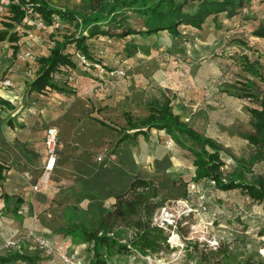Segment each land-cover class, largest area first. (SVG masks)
<instances>
[{"label":"rangeland","instance_id":"374dc122","mask_svg":"<svg viewBox=\"0 0 264 264\" xmlns=\"http://www.w3.org/2000/svg\"><path fill=\"white\" fill-rule=\"evenodd\" d=\"M47 1L58 9L90 11L89 0L81 2ZM239 10L231 17H226L225 12H221L216 19L211 16L201 29L181 25L182 35L178 38L161 31L158 33L156 44L151 43L148 38L136 37L140 41L139 48L134 47L132 41H128L125 47L123 40L133 37L131 34L114 36L122 29L113 26L110 28L113 33L110 36L98 34L87 38L89 51L94 57V59H89L91 65L88 66L92 74L90 76L78 74L74 81L75 87H69L72 90L68 93L57 92L48 97L47 95L28 94L23 89L16 91L18 96L13 97L12 105L17 111L15 117L22 113L20 116L22 119L18 120L19 126L14 132L5 126L7 134L10 135L12 132L16 135L25 127L29 129L27 130L31 136L33 135V139L37 137L41 140L46 127L54 125L58 128L61 137L68 138L69 149L64 159L65 162L63 161L61 173L47 175L43 169V160L46 155L42 148V153L36 160L38 167L34 176L38 172L43 173L42 178H45V182L41 184L40 190L43 188L44 191H39V193L45 196V202L53 200L54 204L51 203L44 210L30 209V214H25L24 218H20L21 221L24 219L23 224L27 225L25 238L19 237L17 227L8 226V229H4L5 223L2 222L1 232L3 236H7L4 242L8 239H17L20 244L19 249L34 250L39 247L28 233L30 228L44 234L48 225L55 230L63 231L71 222H79L82 218H86L88 222L94 220L93 210L88 209L87 201L78 202L79 193L85 194L90 187L86 182L77 180L78 173L74 167L73 157L88 148L94 160L98 161L99 155L105 158L112 139L115 138L114 133L95 122L90 114L100 116L117 125H126L124 112L131 113L136 118L143 116L147 113L145 101L156 93L155 89H141L145 84L144 79H149L150 76L155 75L157 82L166 78L177 89L183 87L182 91H185L187 96L179 97L178 106L188 111L204 102V93L207 92V90L204 92V83L206 87L209 85L213 88L218 84L223 97L214 109L217 118L207 127L209 133L218 135L224 147L223 172L225 175L231 174L239 159H244L249 163L251 157L257 154L260 158L252 164L254 173L244 171L245 177L255 179L258 174H264V155L259 152L258 147L242 136L243 133L252 131L251 114L246 109V104L252 102V99L234 95L232 98L222 89L229 87V92L233 90L237 92L232 87L236 84L235 80L250 78L256 82L255 92L259 96L264 92V82L245 69L246 62H255V64L258 62V66H264V37L253 34V31L264 23V0H251ZM129 16V24L135 28L141 26L142 19L138 14L131 11ZM4 18L7 16H0V30L10 31L9 27H5ZM77 33L78 29L74 22L63 21L59 28L45 31L42 35L44 40L40 39L41 45H37L33 37L30 38L34 44L32 46L26 44L27 46L23 47H31L36 54V59L32 62L27 61V63L16 62L19 66V73L21 72L18 81L28 83L31 80V74L26 73L28 74L26 75L22 67H36L37 58L41 55L43 48L50 50L57 40L73 37ZM3 43L0 42V62L7 55V49ZM165 44L164 48H160ZM68 46L73 45L68 43ZM71 50H74L73 47ZM95 58L106 63L105 66L99 63L100 66H104V70L95 65ZM11 61L8 59V62ZM24 63L26 64L23 65ZM121 69L125 75H128V77L125 76L126 80L109 79L105 84L107 80L104 76H107V73L113 76L117 73L112 75L111 71L116 72L115 70ZM5 74V70L0 71L1 86L2 81L8 78ZM154 84L156 83H153V87ZM0 88L1 92L2 87ZM97 106L100 108L97 109ZM198 122L201 123V121ZM212 124H214L213 128ZM153 130H150V136L147 139L142 136L143 134L138 137L137 144L132 147L135 158L147 169H153L154 157L152 156L158 153L156 150L164 148L168 151L173 158L170 173L174 177H185L191 186H189L188 200L182 198L166 200L164 206L173 218L182 213L187 216L181 220L178 232L173 231L170 235L169 247L148 255H142L139 252L119 255L115 258V264H223V252L229 256V264H240L248 257L264 261V200H253L240 188L219 190L193 182L190 178L195 169L194 154L175 141L173 145L167 146L165 137H158ZM17 139L21 141L19 135ZM60 144V148H63L64 143L60 142ZM148 156H150L149 159ZM117 157L118 155L115 154L112 159L117 160ZM15 162H9L15 171L8 173V176L13 182L15 181L17 190L12 187L10 191L23 193L26 191L25 185L28 184L23 171L30 169L20 168L18 166L20 163ZM30 174L32 178V172ZM2 191L6 192L4 188ZM51 197L53 198L50 199ZM0 199H3L2 196ZM38 201L40 202L36 200L34 205L40 207ZM157 213L161 216V212L157 211ZM8 215L11 216V214H5V217ZM60 248L61 250L56 255L63 263L68 264L62 255L72 254L69 251H63L62 247L58 249ZM69 249L70 246L67 247V250ZM89 251L87 247L84 255L76 257L74 259L76 264H89L92 254Z\"/></svg>","mask_w":264,"mask_h":264},{"label":"trees","instance_id":"16d2710c","mask_svg":"<svg viewBox=\"0 0 264 264\" xmlns=\"http://www.w3.org/2000/svg\"><path fill=\"white\" fill-rule=\"evenodd\" d=\"M30 1L37 5L48 23L52 22V14L56 12L61 18L60 26L63 21H68L74 22L78 29L77 35L57 40L48 54L37 58L39 68L35 77L27 83L26 92L48 97L54 95V92L68 93L72 90L69 87H75V80L71 83L67 80L66 75L69 72L75 73L76 77L78 74L84 76L92 74L75 56V52L80 51L88 59H94L86 42L89 36L98 34L110 36L113 34L110 28L115 26L122 31L116 32L114 36L140 34L142 37H148L166 30L178 38L182 35L180 26L183 24L201 29L209 17L216 19L221 12H225L226 17H231L245 4L251 2V0H89L90 11H81L58 9L47 0ZM131 11L141 17L140 27L135 28L129 24ZM6 16L7 18L3 20L6 21L5 27H9L10 31L0 30V42H11L15 53L20 48L16 42L23 34L28 33L24 25V12L18 5H11ZM253 34L264 37V23L255 29ZM68 43L73 46H68ZM133 45L135 47V44ZM72 47L74 50H71ZM95 62L106 65L100 59L95 58ZM257 64L258 62L256 64L246 62L245 69L264 82V66ZM115 71H111L112 74H118L120 70ZM120 75L126 76L121 73ZM235 81L236 84L232 87L237 92L234 90L229 92V87L222 89L229 95L252 99L246 106L251 114L252 131L243 133L242 136L258 147L259 152L264 155V92L259 96L254 90L256 82L250 78H238ZM154 89L156 93L145 101L146 114L136 118L131 113L124 112L126 125L113 124L89 113L95 122L112 131L115 138L112 139L105 158L101 160H94L88 148L73 157L74 167L78 173L77 180L86 182L90 187L85 191L87 195L79 193L78 202L87 201L88 209L93 210L94 220L88 222L86 218H82L79 222H71L63 232L75 243H88V249L92 253L90 264H115V258L119 255H129L133 252L142 255L157 253L170 246L168 242L170 235L173 231L178 232L181 220L187 216L184 213L175 216L174 223L166 226L159 223L157 211H161L165 201L189 198L191 185L185 177H174L170 173L173 160L168 153L154 158L153 169H147L136 160L132 147L137 144L140 134L146 139L149 138L151 129L164 130L178 145L186 147L194 154L195 169L190 178L193 182L219 190L240 188L253 200H264V174H258L255 179H247L244 174V171L253 172L252 164L260 157L257 154L252 156L249 163L239 159L231 174L225 175L222 143L199 131L190 122L183 121L180 115L174 112L173 96L168 90L157 84H154ZM92 103L95 104L94 101ZM3 105L12 106V103L9 99L0 97V106ZM98 108L100 107L97 106ZM50 126L54 125L46 127L43 137L38 140V148L24 141L28 128L23 127L16 135L12 132L8 135L6 128L0 126V196L6 200L10 211L18 213L23 196L12 198L2 191L6 170L11 167L9 162L16 161L15 163H20L18 165L20 168L30 169L32 182L40 183L41 187L43 173L38 172L35 176L34 173L36 174L38 167L36 160L42 153V148L46 155L45 134ZM18 135L21 141L15 138ZM32 137L30 134L29 138ZM58 140L64 145L58 149L54 169L62 168L69 149L68 138L61 137L59 131ZM115 154L118 155L117 160L112 159ZM51 173H55V170ZM40 187L29 192L31 210L45 209L43 206L46 198L39 193ZM36 200H40L37 202L40 207L34 205ZM6 241L5 247L14 250L0 254V264H17L20 261L36 263L37 256L28 255L22 252L21 248L8 247ZM222 258L223 264H229L226 252H223ZM240 264H264V261L248 257Z\"/></svg>","mask_w":264,"mask_h":264},{"label":"crops","instance_id":"0c3cea01","mask_svg":"<svg viewBox=\"0 0 264 264\" xmlns=\"http://www.w3.org/2000/svg\"><path fill=\"white\" fill-rule=\"evenodd\" d=\"M183 25H185V24H183ZM186 26L192 27L191 25H186ZM26 29L28 30V28H26ZM162 31L171 35L166 30H162ZM160 32L161 31H159L158 33H160ZM158 33L156 35H150V36L144 37V38H142L139 34H131V37H133V38H129L128 40H123V42L125 43L124 46L127 47L128 41H130V42L132 41V43H134L135 46L139 48L140 47V43H139L140 41L137 40L138 38H140V39L148 38V39H150L151 43L156 44L158 42L157 41L158 40L157 37L159 35ZM136 37H138V38H136ZM30 40L31 39L27 34H23L20 37V39L16 42L17 44L20 45L19 50L24 48L25 46H27L26 44H29L32 46L34 43ZM33 40L36 42L37 45L42 44L40 39L34 38ZM41 40H44V37ZM1 43H3V42H1ZM3 44H4L5 48L7 49V53H6L7 55H6V57H4L2 59V62H0L1 63L0 64V71L1 70L6 71L5 75L8 78L12 79V81L14 82V86L13 87H3V85L1 86V84H0V87H2V90L0 92V97L7 98L12 103V102H14L13 97L18 96L16 91H18L19 89H23L24 91H26L27 83L24 81H23V83H20V81H18V79H19L18 77H19L21 72L19 73V66H17V64H16V62H18V60L16 59V55H17L19 50L16 51L15 53H13V46H12L11 42L5 41V43H3ZM158 44H160V43H158ZM165 46H166V44L164 46H160V48H164ZM29 48H31V47H29ZM49 51L50 50L48 48L47 49L43 48L41 50L40 54L46 55L49 53ZM8 59H11L12 61L8 62ZM26 63H24L23 65H25ZM36 63H37V65L34 68H29V66L22 67L25 69V70L23 69L25 71V74L26 73L31 74V76H32L31 80L35 77L36 72L39 68L38 61ZM6 64H7V66H5ZM2 66H4V67L2 68ZM28 74H26V75H28ZM107 74H108L107 76H104V78L107 80V82H105V84L108 83L109 79H124V80H126V78L128 77V75H126L127 77H124V76H120L119 74H116L115 76L113 74H112L113 76H109L110 75L109 73H107ZM133 75L135 77H138V75H136V74H133ZM152 77L154 78L155 75ZM152 77L150 76L149 79H147V78L144 79L145 84H144L143 88L141 87L142 90H146V89L149 90L150 88L153 89V87H152L153 83H156L159 87L168 90L170 92V94L173 96L174 112L179 114L183 121L190 122L199 131L205 133L208 136H211V137L219 140L218 135L209 133L208 127H207V125L213 123L215 121V118H217L215 116L214 109L216 108V106L218 105V103L221 101V99L223 97V92L220 90L221 87L218 86V84H217V87L213 88L212 86H209V85H207V87H206V83H204L203 84V86L205 88L204 92L207 90V92L204 93V95H205L203 97L204 102L202 104H199V105L197 104V106H194V108H192L190 111H188V110H184L182 107L178 106L179 97L181 95L187 96V93H185V91H182V90H184V89H182L183 87L180 89H177L176 86H174V84L172 82L168 81V79H166V78H163L165 76L162 77L163 79L158 80L159 82H157L155 80V78L153 79ZM178 84L181 85L180 82H178ZM172 87H173V89H172ZM56 93L57 92H54L53 94H56ZM224 94L226 95V93H224ZM228 96H230V95H228ZM232 98H234V97L232 96ZM15 109L16 108H14L13 105L12 106L3 105L2 107L0 106V126H4V127L7 126V127L11 128L12 132H14L15 129L18 128V126H19L18 120L22 119L20 117L22 113L18 114V116L15 117V115L17 113V111H15ZM196 120H197V122H196ZM198 121H201V123H199ZM216 123H218V122H216ZM219 124H221V123H219ZM213 126H214V124H212V128H213ZM153 131H155L154 133H157L158 137H163V138L165 137V140L167 138L171 137L164 130L154 129ZM25 134L26 135L24 137L25 138L24 141L30 142V144L32 146L38 148V146H39L38 140L39 139L37 137L34 139L29 138L30 134H28V132ZM13 135H15V134H13ZM140 135H142V134H140ZM142 136L144 137V135H142ZM17 137L18 136H15L16 139H17ZM138 140H139V138H138ZM156 151L158 153L156 155L154 154L152 156L154 158L160 157V156L168 153V151L164 148H161L159 151L157 149ZM149 158H150V156H148V159ZM172 160H173V158H172ZM45 162H46V156H45V159L43 160V165L45 164ZM53 170H55V173H61L62 168L61 169L57 168V169H53ZM12 171H15V169L11 165V167H9L6 170V177H5L4 181H2V184H3L2 187L5 189V191L12 198H16L18 196H23V203H22L18 213H15L13 211L8 210L9 206L6 205V200L2 197L3 199H0V225L2 222H4L5 223L4 229H6L8 226H14L15 228L17 227L16 229L19 232V237L25 238L27 236V234H26L27 233L26 232V226L27 225L23 224L24 219L21 221L20 218H24L25 214H28V213L30 214V211H29L30 207H29V200H28L29 199V192H30V185L29 184L25 185L26 187H24V189L26 191H24L23 193L10 191V190H12L11 189L12 187L14 190H17V186L15 184V181L13 182L12 179H10V177L8 176V173L10 174ZM193 174H194V172H193ZM41 191H44L43 188H41ZM48 195H51V194H48ZM52 198L53 197H51L50 199H52ZM51 203H53V200H50V202H48V203L45 202V205L43 206V208H47L48 206L51 205ZM56 205H57V203H56ZM5 214L6 215L11 214V216L8 215V217H5ZM13 215L15 217H13ZM2 229H3V227L0 226V254H4V253L8 252L9 250H14V248H5L4 240L7 236L6 237L3 236V233L1 232ZM57 231L58 230H55V228H53L51 225H48L47 230H45V232H44V235L49 239V241L52 243V245L55 248V252L53 254H48L46 251L41 250L39 248H34V250H30L29 248L28 249H22V252H24L28 255L37 256L36 263H29V262L20 261L17 264H66V263H63L60 259H58L57 255H56L58 253V251L61 250V248L58 249L59 247H62L63 251H65V252L69 251V253L72 254L70 256H72L74 259L76 257H80V256L84 255L87 252L88 246H86V243H79V244L75 243L63 231H58V233H56ZM23 234H25V235H23ZM69 246H70V249L67 250V247H69Z\"/></svg>","mask_w":264,"mask_h":264},{"label":"built area","instance_id":"2783aa9c","mask_svg":"<svg viewBox=\"0 0 264 264\" xmlns=\"http://www.w3.org/2000/svg\"><path fill=\"white\" fill-rule=\"evenodd\" d=\"M74 2H81L82 0H71ZM11 5H18L21 10L24 12V25L26 28H28L27 35L30 38H37L42 39V35L45 33V31H49V29L58 28L60 26V15L58 13L52 14V22L48 23L47 20L44 18L43 14L38 10V7L36 4L31 2L30 0H0V16L6 15ZM102 52V50H100ZM76 58H78L79 62L84 65L85 67H88L91 65V62L86 57V55L80 51L75 52ZM16 59L19 62H27V61H33L36 59L35 52L29 48H22L18 51L16 55ZM96 66H99L101 70H104L103 66H100L99 63H95ZM113 73V72H111ZM121 74H125L122 70L119 71ZM68 82H73L76 78V74L73 72H69L67 75ZM3 87H13L14 82L11 78H6L2 81ZM165 144L167 146H171L174 144V139L172 137H169L165 140ZM45 145H46V162L44 165V169L47 175H49L52 170L55 168L57 163V152L60 148V143L58 140V129L54 126H50L47 128L46 134H45ZM114 157V155H113ZM103 158L102 155H99L97 157L98 160H101ZM30 170H25L23 172V176L26 178L28 184L30 185V190H38L40 187V183H34L31 181V174ZM42 183L45 182V178H42ZM185 205H188V203H185ZM191 209V208H190ZM161 216H159V223L162 226H166L167 224H173L174 218L173 216L169 214V210L166 206H163L161 209ZM29 235L35 244L41 248V250L46 251L48 254H53L55 252V248L52 245V243L49 241V239L43 234L39 233L36 229L30 228ZM6 246L8 247H16L19 248L20 244L17 239H8L6 241ZM64 257V261H66L68 264H76L74 258L72 256H66L62 255Z\"/></svg>","mask_w":264,"mask_h":264}]
</instances>
